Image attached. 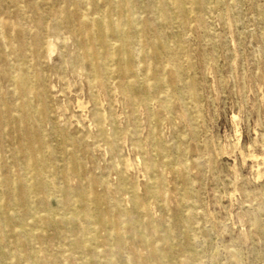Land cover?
<instances>
[{"label":"bare ground","instance_id":"1","mask_svg":"<svg viewBox=\"0 0 264 264\" xmlns=\"http://www.w3.org/2000/svg\"><path fill=\"white\" fill-rule=\"evenodd\" d=\"M209 10L205 0H0V264L218 260L217 253L201 256L203 228H193L192 209H169L167 177L175 191L189 185L187 149L184 134L175 132L169 144L161 131V113L184 90L197 104L176 60L185 45H171V26L184 33ZM76 85L85 92L88 108L77 109L86 111L91 135L71 134L72 117L53 105L56 86L64 95ZM126 143L144 155L141 195L120 156ZM100 149L114 187L96 174L91 154ZM200 149L197 168L210 164L205 144ZM257 212L264 214V204ZM252 228L263 233L258 221ZM227 264H239L236 250Z\"/></svg>","mask_w":264,"mask_h":264},{"label":"rangeland","instance_id":"2","mask_svg":"<svg viewBox=\"0 0 264 264\" xmlns=\"http://www.w3.org/2000/svg\"><path fill=\"white\" fill-rule=\"evenodd\" d=\"M205 2L210 10L202 24L191 23L184 33L171 26L176 38L171 45H185L176 60L182 65L181 79L194 85L197 104L184 90L183 99L174 100L167 114L161 113L167 122L161 129L166 143L176 142L175 132L184 134L189 178L188 186L175 191L168 176L165 194L171 199V213L179 209L186 214L187 207L192 209L197 219L193 228H203L197 235L198 250L205 259L217 253L213 264H227L228 253L234 249L239 264H264V214L257 212V205L264 204V0ZM81 90L76 85L63 95L56 86L59 94L53 105L72 117L71 134L87 136L92 133L88 115L77 109V103L88 108ZM184 116L197 120L189 125ZM138 124L144 139L149 124L144 116ZM203 144L205 162L209 159L210 164L197 168L193 161ZM143 145L151 156V148ZM120 156L141 195L144 155L126 143ZM91 158L96 174L116 186L106 152H92ZM255 221L263 233L252 228Z\"/></svg>","mask_w":264,"mask_h":264}]
</instances>
